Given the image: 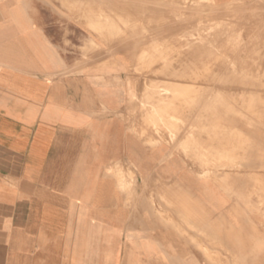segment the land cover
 Wrapping results in <instances>:
<instances>
[{
	"label": "crops",
	"instance_id": "0c3cea01",
	"mask_svg": "<svg viewBox=\"0 0 264 264\" xmlns=\"http://www.w3.org/2000/svg\"><path fill=\"white\" fill-rule=\"evenodd\" d=\"M176 3L0 0V264H214L205 252L226 249L236 216L183 154L198 144L132 117L147 39L125 24L171 35ZM115 14L121 50L85 49L103 40L84 28Z\"/></svg>",
	"mask_w": 264,
	"mask_h": 264
},
{
	"label": "rangeland",
	"instance_id": "374dc122",
	"mask_svg": "<svg viewBox=\"0 0 264 264\" xmlns=\"http://www.w3.org/2000/svg\"><path fill=\"white\" fill-rule=\"evenodd\" d=\"M174 6L171 35L155 37L153 23L125 24L126 31L142 26L147 39V58L134 76L141 89L129 92L133 120L170 143L198 144L181 147L183 154L199 159L194 167L224 186L236 217L226 220V249L206 251L209 261L264 264V0L223 8L213 0H177ZM115 20L114 28L86 26L103 42L85 49L120 51V14ZM114 78L119 84L120 76Z\"/></svg>",
	"mask_w": 264,
	"mask_h": 264
},
{
	"label": "bare ground",
	"instance_id": "6f19581e",
	"mask_svg": "<svg viewBox=\"0 0 264 264\" xmlns=\"http://www.w3.org/2000/svg\"><path fill=\"white\" fill-rule=\"evenodd\" d=\"M101 16H102V15H101ZM102 17H103V16H102ZM111 25H113V24H111ZM227 25H228V24H227ZM225 27H226V26H225ZM227 27H228V26H227ZM228 31H229V30H228ZM228 31H227V32H228ZM227 32H226V33H227ZM237 32H238V31H237ZM235 33H236V32H235ZM238 33H239V32H238ZM227 34H228V33H227ZM174 41H175V40H174ZM234 42H235V39H234ZM236 42H238V41H236ZM203 47H204V46H203ZM217 61H218V60H217ZM200 63H201V62H200ZM175 64H176V63H175ZM218 64H219V63H218ZM195 65H196V64H195ZM196 66H197V65H196ZM238 75H239V74H238ZM241 75H242V74H241ZM246 76H247V75H246ZM244 78H245V77H244ZM234 82H235V81H234ZM262 110H263V108H262ZM263 113H264V112H263ZM203 190H204V189H203Z\"/></svg>",
	"mask_w": 264,
	"mask_h": 264
}]
</instances>
